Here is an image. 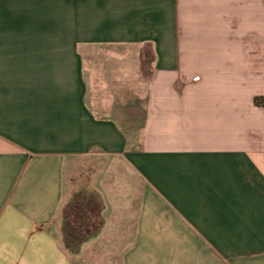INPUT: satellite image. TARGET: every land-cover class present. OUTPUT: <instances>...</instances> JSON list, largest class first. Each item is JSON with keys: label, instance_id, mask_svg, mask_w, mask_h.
<instances>
[{"label": "crops", "instance_id": "0c3cea01", "mask_svg": "<svg viewBox=\"0 0 264 264\" xmlns=\"http://www.w3.org/2000/svg\"><path fill=\"white\" fill-rule=\"evenodd\" d=\"M0 264H264V0H0Z\"/></svg>", "mask_w": 264, "mask_h": 264}, {"label": "trees", "instance_id": "16d2710c", "mask_svg": "<svg viewBox=\"0 0 264 264\" xmlns=\"http://www.w3.org/2000/svg\"><path fill=\"white\" fill-rule=\"evenodd\" d=\"M263 102V101H262ZM100 207V209H99ZM86 212L98 217L99 221L92 220L91 223L83 222ZM76 218L75 228L72 226V218ZM64 239L68 247L79 250L82 244L89 238L100 232L104 225V217L101 213V205L92 194L77 191L66 205L64 210Z\"/></svg>", "mask_w": 264, "mask_h": 264}, {"label": "rangeland", "instance_id": "374dc122", "mask_svg": "<svg viewBox=\"0 0 264 264\" xmlns=\"http://www.w3.org/2000/svg\"><path fill=\"white\" fill-rule=\"evenodd\" d=\"M78 163H81V164H84V161H78ZM80 192H83V193H85V194H88V196H89V194H92L93 196H94V198H96V200H97V202L101 205V213H102V216H103V210H102V200H101V198H100V196L97 194V193H95V192H87V191H85V190H79ZM99 209H100V207H99ZM104 217V216H103ZM72 218V226L75 228V222H76V218H74V216L73 217H71ZM92 220H97V222L99 221V218L98 217H93V215L92 214H89V212H86V215L84 216V219H83V222H85V223H91L90 221H92ZM64 221H65V219H64ZM100 222V221H99ZM90 239V238H89ZM88 239V240H89ZM86 242V241H85ZM83 245V244H82Z\"/></svg>", "mask_w": 264, "mask_h": 264}]
</instances>
